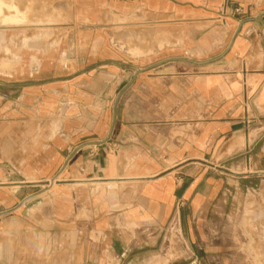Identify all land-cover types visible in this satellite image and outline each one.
<instances>
[{
    "label": "crops",
    "instance_id": "crops-1",
    "mask_svg": "<svg viewBox=\"0 0 264 264\" xmlns=\"http://www.w3.org/2000/svg\"><path fill=\"white\" fill-rule=\"evenodd\" d=\"M77 1L100 28L7 57L0 24V264H230L264 201V0Z\"/></svg>",
    "mask_w": 264,
    "mask_h": 264
},
{
    "label": "rangeland",
    "instance_id": "rangeland-1",
    "mask_svg": "<svg viewBox=\"0 0 264 264\" xmlns=\"http://www.w3.org/2000/svg\"><path fill=\"white\" fill-rule=\"evenodd\" d=\"M0 3L3 5L2 7H4V13L0 14V22L9 14L12 15L8 17L16 15L12 13L15 11L11 8L13 6L25 13L28 19L30 18V23L26 25L17 27L11 26L12 28L5 27L7 33V57L10 56L9 54H11L10 52L15 45V39L12 37L15 29L18 33L19 31L22 32V46H29L35 44L33 40H36V37L32 36H36V32H72L85 28L101 27V25H99L100 23L86 20L87 11L78 5L77 0H0ZM102 26L109 30L111 26H113V23L109 20L103 23ZM44 40H51V44H54L60 39L56 37L50 39L49 36L47 39L43 38V41ZM133 54L139 55L140 52L134 51ZM256 205L263 206L264 201H259L251 197L245 203L247 211L245 214L241 216H236L234 214L230 215L231 244L228 245L230 247L229 254L231 255L230 264H264V214L248 212ZM175 231L176 228L172 231L171 242L177 239ZM217 232L215 231L214 237L221 238V229L218 233ZM171 251H173V246L169 247L166 252L168 254ZM183 253L184 247H182L180 257L179 254L176 253V255H172V258L177 257L182 259Z\"/></svg>",
    "mask_w": 264,
    "mask_h": 264
},
{
    "label": "bare ground",
    "instance_id": "bare-ground-1",
    "mask_svg": "<svg viewBox=\"0 0 264 264\" xmlns=\"http://www.w3.org/2000/svg\"><path fill=\"white\" fill-rule=\"evenodd\" d=\"M3 5L0 3V14L4 13L3 9L4 7H2ZM13 10H15L14 12H12L13 14H16L14 16H10L12 14H9L7 16H5L2 20V22H0V24H4L5 27H11V26H22V25H26L28 23H30L29 19L27 18V16L25 15V13L21 12L19 8L16 7H11ZM12 28V27H11ZM5 29V28H4ZM38 39V38H37ZM39 41V40H38ZM31 42V41H30ZM139 52V51H138ZM6 59V58H5ZM4 59V60H5ZM7 60V59H6ZM10 61V60H9ZM13 61V60H11ZM7 62V61H6ZM13 67V66H12ZM15 68V67H14Z\"/></svg>",
    "mask_w": 264,
    "mask_h": 264
}]
</instances>
